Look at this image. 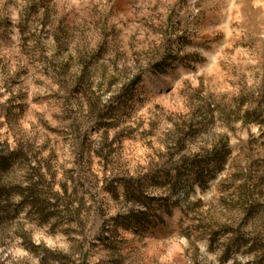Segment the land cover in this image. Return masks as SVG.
<instances>
[{"label": "rangeland", "instance_id": "1", "mask_svg": "<svg viewBox=\"0 0 264 264\" xmlns=\"http://www.w3.org/2000/svg\"><path fill=\"white\" fill-rule=\"evenodd\" d=\"M0 187V264H264V0H0Z\"/></svg>", "mask_w": 264, "mask_h": 264}, {"label": "trees", "instance_id": "2", "mask_svg": "<svg viewBox=\"0 0 264 264\" xmlns=\"http://www.w3.org/2000/svg\"><path fill=\"white\" fill-rule=\"evenodd\" d=\"M211 159L212 160L209 162H199L195 164L192 174L196 179H199L205 172L212 170V168H215L217 170H221L223 168L225 158L222 155L221 151H215ZM127 194L132 200H139L141 198L135 190L129 188L127 190ZM11 196L12 191L10 189L6 187H0V199H6V202H9ZM21 196L24 203H30L34 207V209L43 213L42 209L45 204L44 201L42 202V200H40L36 187L33 186L32 188L28 189L26 193H21ZM1 204L0 209L3 210L4 207H1Z\"/></svg>", "mask_w": 264, "mask_h": 264}]
</instances>
